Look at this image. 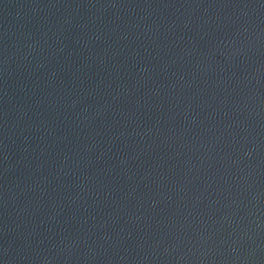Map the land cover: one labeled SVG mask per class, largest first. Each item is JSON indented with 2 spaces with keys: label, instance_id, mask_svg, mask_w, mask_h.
<instances>
[{
  "label": "water",
  "instance_id": "water-1",
  "mask_svg": "<svg viewBox=\"0 0 264 264\" xmlns=\"http://www.w3.org/2000/svg\"><path fill=\"white\" fill-rule=\"evenodd\" d=\"M66 264H264V0H185Z\"/></svg>",
  "mask_w": 264,
  "mask_h": 264
}]
</instances>
